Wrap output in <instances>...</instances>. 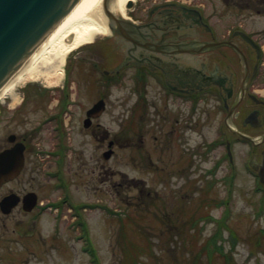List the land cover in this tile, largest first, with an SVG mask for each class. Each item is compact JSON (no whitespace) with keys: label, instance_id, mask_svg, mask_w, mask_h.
Returning a JSON list of instances; mask_svg holds the SVG:
<instances>
[{"label":"rangeland","instance_id":"rangeland-1","mask_svg":"<svg viewBox=\"0 0 264 264\" xmlns=\"http://www.w3.org/2000/svg\"><path fill=\"white\" fill-rule=\"evenodd\" d=\"M240 18L261 40L264 54V14L245 10ZM103 34L69 52L60 77L43 65L32 67L24 76L33 77L18 81L0 100V147L9 145L10 132L37 128L30 139L36 149L26 154L22 173L1 187L0 197L27 190L44 203L38 212L18 204L0 213V264H264V210L256 212L264 193L256 191L255 179L237 170L229 202L217 205L225 190L219 179L216 184L200 173L192 151L196 134H166L171 125L179 132L183 119L195 125L196 117L187 119L184 109L160 96H139L130 77L107 78L102 70L118 72L123 53L99 42ZM64 80L68 106L57 125L48 119L61 110ZM98 98L106 107L84 127L85 111ZM15 106L22 107L18 118L6 119ZM61 140L67 148L58 178L47 151ZM109 146L113 152L105 158ZM236 149L241 159L245 149ZM221 221L237 235L234 242ZM218 225L222 238L216 242L227 259L208 249Z\"/></svg>","mask_w":264,"mask_h":264},{"label":"flooded vegetation","instance_id":"flooded-vegetation-1","mask_svg":"<svg viewBox=\"0 0 264 264\" xmlns=\"http://www.w3.org/2000/svg\"><path fill=\"white\" fill-rule=\"evenodd\" d=\"M245 10L264 14V0H133L123 12H108L110 31L99 41L108 44L111 52L123 53L118 77L133 79L138 95L160 96L184 109L187 119L196 117L195 125L189 127L191 119H183L179 132L171 125L166 134H196L192 151L200 173L215 178L216 184L219 179L226 202L240 168L260 183L254 186L256 191L264 193L263 44L240 18ZM140 85L148 88L142 90ZM21 110L15 106L5 118H18ZM4 111L0 109V114ZM31 133L10 132L9 145L0 147L24 144L19 175L26 154L36 149L30 143ZM12 134L15 138L10 142ZM236 145L245 149L241 159ZM53 169L58 170V163ZM26 191L15 192L23 196ZM41 205L37 200L34 211Z\"/></svg>","mask_w":264,"mask_h":264},{"label":"water","instance_id":"water-1","mask_svg":"<svg viewBox=\"0 0 264 264\" xmlns=\"http://www.w3.org/2000/svg\"><path fill=\"white\" fill-rule=\"evenodd\" d=\"M77 0H0V89L23 65L53 27ZM131 1H128L129 6ZM103 99L95 102L86 112L83 124L88 127L91 116L104 109ZM112 141L109 142L111 144ZM23 146L16 143L0 152V185L14 177L23 163ZM112 150L104 152L107 158ZM29 198V199H27ZM24 208L34 204V194L24 196ZM15 194H8L0 201V209L8 213L17 203Z\"/></svg>","mask_w":264,"mask_h":264},{"label":"bare ground","instance_id":"bare-ground-1","mask_svg":"<svg viewBox=\"0 0 264 264\" xmlns=\"http://www.w3.org/2000/svg\"><path fill=\"white\" fill-rule=\"evenodd\" d=\"M126 1L128 0H77L23 65L1 87L0 100L12 93L18 81L33 77L29 74L24 76L32 67L43 65L49 75L54 78L60 77V66L69 52L89 43L95 34L107 32L108 25L104 11L123 12ZM107 16L110 17V14Z\"/></svg>","mask_w":264,"mask_h":264},{"label":"trees","instance_id":"trees-1","mask_svg":"<svg viewBox=\"0 0 264 264\" xmlns=\"http://www.w3.org/2000/svg\"><path fill=\"white\" fill-rule=\"evenodd\" d=\"M65 86H66V91L68 90V84H67V81H65ZM67 100H68V92H66L65 93V95L63 96V103L62 104H66V102H67ZM216 237V236H215ZM207 244H208V249H211V250H220L219 252H220V254L222 253H224V252H222L221 251V248H222V246L221 245H219V244H217V242H216V239H214L213 237H210L209 239H208V242H207ZM225 259H227V257L229 256V255H227V254H223L222 255Z\"/></svg>","mask_w":264,"mask_h":264}]
</instances>
